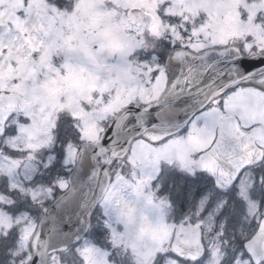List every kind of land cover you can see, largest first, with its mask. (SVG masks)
Listing matches in <instances>:
<instances>
[{"label": "snow or ice", "instance_id": "obj_1", "mask_svg": "<svg viewBox=\"0 0 264 264\" xmlns=\"http://www.w3.org/2000/svg\"><path fill=\"white\" fill-rule=\"evenodd\" d=\"M0 264H264V0H0Z\"/></svg>", "mask_w": 264, "mask_h": 264}]
</instances>
